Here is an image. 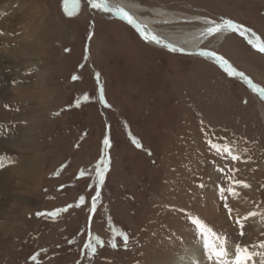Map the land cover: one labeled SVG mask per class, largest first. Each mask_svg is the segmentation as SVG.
<instances>
[{"label": "rangeland", "instance_id": "1", "mask_svg": "<svg viewBox=\"0 0 264 264\" xmlns=\"http://www.w3.org/2000/svg\"><path fill=\"white\" fill-rule=\"evenodd\" d=\"M133 1L229 18L264 39V0ZM0 3L9 19L0 20V128L13 132L7 153L33 157L31 181L27 173L0 213V264H37V253L39 264H167L200 240L186 213L236 243L264 242V222L243 236L234 222L257 205L264 212V99L204 59L151 47L88 0L72 16L63 0ZM217 49L264 87L263 54L236 34ZM105 138L111 163L97 188ZM209 141L229 144L240 159L218 155ZM81 170L92 175L80 178ZM229 175L250 186L235 185L236 198L226 193L231 217L219 195ZM81 195L79 208L37 215ZM114 230L128 234L127 248ZM90 236L104 241L95 254L86 247Z\"/></svg>", "mask_w": 264, "mask_h": 264}, {"label": "snow or ice", "instance_id": "2", "mask_svg": "<svg viewBox=\"0 0 264 264\" xmlns=\"http://www.w3.org/2000/svg\"><path fill=\"white\" fill-rule=\"evenodd\" d=\"M88 3L92 9L99 10L104 13H114L117 17L122 20H126L129 25H131L143 38L145 42H154L156 44L164 43L158 36L150 33L145 26H142L140 23L136 21V19L123 7L113 6L109 3V0H88ZM64 11L68 16H72L76 14L77 9L80 7V0H63ZM207 28L205 31L206 35H214L216 33L228 30L234 33H239L240 36L244 37L247 40V43L250 44L253 48L257 49L259 52L264 53V40L261 39L255 32H253L250 28L235 22L229 18H219V20L209 19L206 21ZM3 33H0L2 35ZM251 36L252 38H249ZM172 52H183V49L177 48L171 44H165ZM201 56L208 57L210 59H214L217 64L227 73L229 77H240L244 80V82L248 85V87L253 91L257 92L261 98H264V87L254 83L252 79L245 75V73L238 71L235 67H233L224 57L217 55V53L212 51H201L199 53ZM73 79H78V77H73ZM97 79L99 80V74L97 73ZM89 97L87 95L83 96V100L87 101ZM100 100L105 103L107 106V101L103 95V88L101 86L100 89ZM246 103V101H245ZM80 100L76 101V105L79 106ZM7 107V105H6ZM59 113H57L58 115ZM133 143L136 144L137 147H142L140 142L136 140L134 137ZM104 144V153L100 161L95 165L94 168V177H95V186L97 188L103 187L105 183L106 173L110 169V157L108 155L107 149L110 147V140L105 138L103 141ZM209 144L213 150L217 152L218 155L224 154L229 156L232 160H239L240 156L233 154V149L229 144H217L209 141ZM15 163V161L6 158L0 157V168L5 167L7 164ZM219 171L224 172V169H220ZM231 171V170H230ZM86 175L91 176L92 173L87 172V170H81L79 173V177L83 178ZM228 180L230 182L227 188L221 187L219 189L220 199L224 201V207L227 209L229 216L231 217L234 210L228 205V196L226 193L230 194L233 198L239 196V193L235 190V185H241L245 188L250 187L248 184L235 180L233 176L229 175ZM203 187V185H200ZM101 199V193L99 190L95 192V195L91 199L90 211L92 213L96 212L97 202ZM85 204V196L81 195L79 197L78 202L75 205H68L65 208L57 209L54 212L47 213H37V215L48 216L50 218H55L59 216L63 212H67L71 207L79 208L81 205ZM259 206L257 205V210H253L248 212L246 215L241 216L239 213L235 216V224L238 225L240 229V236L244 235V226L245 222L250 217H260L264 220V212L259 211ZM184 211V210H181ZM187 218L190 224L193 226L194 231L200 237L201 247L203 252L206 254V258L211 264H257V259L259 258V264H264V251H259L257 249L264 250V242H257L254 244H240L236 243L231 252L228 250V238L226 235L222 233H217L212 227H210L206 222H204L198 216L186 213ZM114 237L120 236L123 240V245L125 248L128 246L129 236L125 232H119L114 230ZM111 246L113 248L117 247V243L115 239L110 241ZM104 241L101 240L99 236L89 237L88 243L86 245L87 249L90 250L92 254L96 253V246H103ZM33 255L31 259L33 261L37 260V256ZM199 264V262H197Z\"/></svg>", "mask_w": 264, "mask_h": 264}, {"label": "bare ground", "instance_id": "3", "mask_svg": "<svg viewBox=\"0 0 264 264\" xmlns=\"http://www.w3.org/2000/svg\"><path fill=\"white\" fill-rule=\"evenodd\" d=\"M109 3L113 6L123 7L136 19L138 23H140L142 26H145L150 33L155 34L164 42L162 44H156L154 42H146L151 47L161 51H167L171 53H177V54L189 55V56L201 58L220 67L214 59H210L208 57L199 55V53L202 50L212 51L217 53V55L224 57L233 67H235L238 71H241L223 54H221L220 51H218L217 49L218 46H223L229 37L235 34L240 36L239 33H234L225 30L216 33L214 35H206L205 31L208 26L206 21L211 18L200 17L195 15H187L184 13L175 12L164 8H149L133 0H109ZM4 8H5L4 5L0 3V20L3 23V25H8L9 19H7L6 16H4V11H5ZM109 14L112 15L117 20H119L120 22L127 24L134 31H136L131 25L127 23L126 20L120 19L114 13H109ZM257 35L260 36L259 34ZM240 37L243 38L247 43V40L244 37L242 36ZM249 38L252 37L249 36ZM261 39L264 40L262 37ZM165 44H171L177 48L183 49L184 51L172 52L167 47L164 46ZM255 50L258 51L257 49ZM261 54L264 55V53ZM221 70L223 69L221 68ZM232 78L247 86V88L258 97L260 96L257 92H253L242 78L240 77H232ZM4 79L6 80V82L15 81V79L12 76L4 77ZM12 135H13L12 130L7 129V127L0 128V157H6L15 161V163L7 164L5 167L0 168V213L6 210L7 204L11 199L9 195L10 191H12L14 188H17V185L20 186L22 179H24L27 176V173L31 168V160L33 158L31 155L30 156L21 155V154L14 155L11 152L7 153V151H5V150H9L7 149L8 148L7 145L9 144ZM30 178L31 175L28 173L27 182L25 184H28L31 181L32 178L31 179ZM250 219L253 221L252 223L245 224L243 229L245 232H248L249 229L251 228L254 229L257 228V226L263 225L262 223L264 221L261 220V218L259 219L258 217H250ZM227 238H228V250L229 252H231L236 242L235 239H233V237L229 236ZM205 258H206V254L203 252L199 240L198 243H196L194 246L190 245L184 248L181 254L178 255L177 258L173 259L172 262H169L167 264H197V262H199V264H206L208 260H205Z\"/></svg>", "mask_w": 264, "mask_h": 264}]
</instances>
